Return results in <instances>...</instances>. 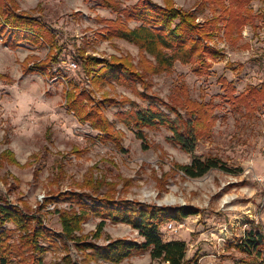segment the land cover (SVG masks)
I'll return each mask as SVG.
<instances>
[{"label": "rangeland", "instance_id": "374dc122", "mask_svg": "<svg viewBox=\"0 0 264 264\" xmlns=\"http://www.w3.org/2000/svg\"><path fill=\"white\" fill-rule=\"evenodd\" d=\"M119 1L124 9L138 0ZM152 1L163 5V0ZM174 1L183 10H197L200 24L214 17L210 5L202 12L197 9V3L202 0ZM17 2L19 12L41 19L56 38V47L61 52H57L58 62L52 65V72L59 71L60 75L47 79L23 72L27 57H33L30 65L45 60L49 47L22 45L11 50L0 38V74L10 78V81L0 78V154L10 151L18 162L15 165L6 161L0 166V197L33 213L49 194L87 191L80 190V186L92 175L95 181L116 184L117 197L158 207L194 208L195 215L184 221L169 222L177 232L170 233L169 223L161 227L164 241L182 240L187 244V264L251 261L235 245L248 231L264 232V107L258 106L249 114H245L244 108L237 110L232 102L225 100L220 79L233 83L237 95L264 84V17L254 20L257 31L251 25L245 26L237 40H228L224 23H219L220 32L211 44L221 49L225 57L214 62L207 76L197 74L194 65L176 62L170 71L145 74L146 86L137 82L130 88L117 83L99 87L84 73L79 50L86 57L107 60L129 56L135 67L145 72L140 66L143 58L135 45L97 37L104 26L100 20H115L116 15L101 9L94 1ZM250 8L253 13L263 12L264 4L254 0ZM145 60L156 64L153 57L146 55ZM74 62L77 68L71 65ZM73 86L85 89L97 100L108 96L127 103L104 110L121 139L120 148L113 143L101 144L96 140L98 132L88 124H80L67 112L65 91ZM139 93L156 96L176 107L184 122L196 115V103L190 102L212 101L216 120L210 128H205L203 120L195 123L201 136L192 153L173 144L172 133L163 127L145 129L143 144L136 129L115 118L117 112L130 110L131 102L140 109L147 107ZM199 114L204 115V111L200 110ZM170 115L175 119V115ZM208 157L220 159L232 172L211 170L201 178L192 179L180 171L181 166L191 164L194 159ZM101 191L103 194L107 189ZM56 209L68 210L70 204L58 202L42 210L46 215L45 225L60 236L62 228ZM100 221L89 218L77 235L89 236L99 245L116 239L142 241L130 226L109 221L101 237L93 239ZM66 244L68 252L61 246L49 250L44 255V264H67L64 261L67 254L76 264H110L100 259L85 260L71 242ZM13 264L20 263L14 259ZM120 264L162 263L145 253Z\"/></svg>", "mask_w": 264, "mask_h": 264}, {"label": "trees", "instance_id": "16d2710c", "mask_svg": "<svg viewBox=\"0 0 264 264\" xmlns=\"http://www.w3.org/2000/svg\"><path fill=\"white\" fill-rule=\"evenodd\" d=\"M84 1H94L101 9L116 15L115 20H100L104 26L97 37L101 40L119 39L135 45L143 58L140 66L146 72H140L129 56L107 60L86 57L79 50L84 73L94 86L99 87L117 83L130 88L137 82L146 86L145 74L170 71L176 62L194 65L197 74L207 76L214 62L225 57L221 49L211 44L220 32L219 23H224L228 40H237L245 26L251 25L257 31L254 20L264 17V11L253 13L250 8L254 0H202L197 3V9L202 12L210 5L214 12V17L203 24L197 22V10L178 8L174 0H163V5L152 0H138L132 7L124 9L121 8L119 0ZM257 1L264 4V0ZM19 9L17 0H0V38L3 45L11 50H17L22 45L49 47L50 55L45 60L30 65L33 57H27L23 62V72L38 74L47 79L60 75L59 71L52 72V65L58 62V54L61 52V48L56 47V38L41 19L19 12ZM132 22L138 25H128ZM146 55L153 57L156 64H149L145 60ZM0 78L10 81L3 74H0ZM220 84L225 100L232 102L237 110L242 111L244 108L247 111L245 114H249L258 106L264 107V84L260 88L252 86L238 95L233 83L220 79ZM65 93L67 112L73 114L80 124H88L92 130L98 132L96 140L101 144L113 143L120 148L121 139L115 133L114 124L104 115V110L107 107H123L127 103L108 96L102 100L94 99L90 92L77 86ZM138 96L147 103L146 108L140 109L137 103L129 101L131 109L117 112L115 118L125 126L136 129L137 137L143 144L145 129L163 127L172 133L173 144L187 153H192L201 136L195 123L203 120L205 128H210L216 120L213 113L216 107L212 101L190 102L196 103V115L184 122L176 107L156 96L145 93H139ZM200 110L204 111V115L199 114ZM170 114L175 115V119ZM6 161L15 165L18 163L14 154L7 150L0 154V166ZM211 170L232 172L220 159L212 157L194 159L191 164L180 167V171L192 179L201 178ZM82 188L88 190L49 194L33 213L0 197V264H13L14 259L20 264H44V255L49 250L54 251L61 246L68 252L67 241L84 255L85 260L100 259L110 264H120L135 255L148 253L153 260L162 264H187V244L182 240L164 241L161 227L195 215L197 211L194 208L158 207L117 197L114 191L116 184L106 183L105 180L95 181L92 175H89L83 187L80 186V190ZM104 188L107 191L101 194ZM58 202L70 204L68 210H55L62 228L60 236L45 225L46 215L42 212ZM91 217L101 220L92 235L93 239L101 237L105 224L109 221L112 224L130 226L138 232L142 241L116 239L99 245L92 242L89 236L77 235L82 225ZM8 225L13 228H8ZM235 248L252 259H241L238 264H264V232H246ZM64 261L67 264H76L72 263L68 254Z\"/></svg>", "mask_w": 264, "mask_h": 264}, {"label": "built area", "instance_id": "2783aa9c", "mask_svg": "<svg viewBox=\"0 0 264 264\" xmlns=\"http://www.w3.org/2000/svg\"><path fill=\"white\" fill-rule=\"evenodd\" d=\"M72 66H74V68H77V64L74 62V63H71ZM168 230L170 231V233H174V232H177V229L175 228L174 224L172 223H169L168 226H167Z\"/></svg>", "mask_w": 264, "mask_h": 264}]
</instances>
